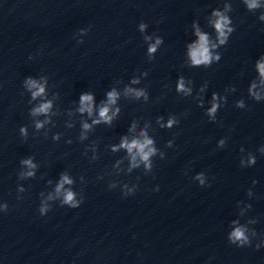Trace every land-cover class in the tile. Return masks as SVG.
<instances>
[{"label": "clouds", "instance_id": "clouds-1", "mask_svg": "<svg viewBox=\"0 0 264 264\" xmlns=\"http://www.w3.org/2000/svg\"><path fill=\"white\" fill-rule=\"evenodd\" d=\"M245 3H246L249 10L264 7V4H261L260 0H245ZM213 15L216 17V19L213 21V24H214V27H215L217 33H218L219 43L224 44L228 38V34L232 32V28L229 27V24L231 22L227 16H225L223 13H221L219 11L213 12ZM261 19H264V16H261ZM145 27L146 26L144 24H141L140 25L141 31H143ZM196 34L199 37V41L197 44L192 45L191 49H190V56H191L192 64L193 65H201V64L208 65L213 60H218L219 56H213L212 52L210 51V48H216L217 45L216 44L210 45L209 38H208L207 34L201 33L199 31V29H197ZM160 43H161L160 39H157L155 44H152L149 47V49H148L149 54L154 53L156 51L157 45H159ZM257 68H258L260 76H261L260 82H261V84H264V62H258ZM26 86L29 90H34V91H32L33 99H35L38 96H41L44 93L43 85L38 83L36 80L28 79L26 81ZM256 87H257V85L255 83H253V85L251 86V89L249 91H250V94L256 100H260L264 97H262L259 92L254 91L256 89ZM177 88L179 91H183L185 93L190 91V89H186L184 87L183 79H181L179 81ZM126 92L132 93L136 97L144 96L145 99H147L146 94L141 90H135V89L128 88V89H126ZM117 98H118V93L115 90H113L107 94V103L102 105L99 108V119L94 120L93 124H98L100 122L111 123L113 117L117 114V112H119V109H116L115 112H112V114L109 115V112H110L109 106L114 105L117 101ZM215 100H216V96L214 94L213 95V101L214 102H213L212 107L209 109V112H208V114L210 116H213L216 113V110L218 107V105L215 103ZM93 102H94L93 96L91 94H82L80 96L79 111L81 113L87 112L88 115L91 116L93 113ZM238 106L243 107V103L242 102L238 103ZM50 108H51L50 102L43 103L39 107L33 109L32 114L34 116L39 115V114H47L49 112ZM173 123H175L174 119H169L166 126L171 127ZM42 126H43V124L41 122H37V124H36L37 129L41 128ZM90 127H91V125H89L87 123H85L83 125V128L85 130L90 129ZM21 133L26 135V129L22 128ZM140 135H141V137H143V139H133L131 142H129L127 138H124L118 147L124 148L127 150V152L129 153V155L131 157L132 167L138 166L137 157H139V160L144 162L146 168H151L149 158L155 154L156 149L154 147H152L153 141L148 138V136L145 132L142 131L140 133ZM223 143H224V141L221 140L220 144L223 145ZM113 150L115 151L118 149L114 148ZM260 151L262 153H264V148H261ZM255 162H256L255 157L252 155H249V158L247 160V165H253V164H255ZM23 163L29 169L35 168V165L32 163L31 159L24 160ZM241 164L244 165L245 162L242 160ZM25 175L32 176L33 172L29 171ZM196 179L200 182V185L205 184V178H204L203 173L198 174ZM71 183H72V180L69 179V177L67 175L62 176L61 181L58 184L57 189H56L57 193L61 192V190L63 189L65 184H71ZM156 190L158 191V188ZM127 194H134V190L129 189L128 193H126V195ZM51 198L52 197H49V199H51ZM63 203L68 204L72 208H78L79 204H80V202H77L75 200L74 193L71 191H66L64 193ZM6 208H7V206L5 205V209ZM47 211H48V209L46 206H43L40 209L41 215H44ZM229 240L231 243L238 244L241 247L244 245L250 244L249 238L246 235V229L243 227H236L231 232V234L229 236ZM257 248H259V245H257Z\"/></svg>", "mask_w": 264, "mask_h": 264}]
</instances>
